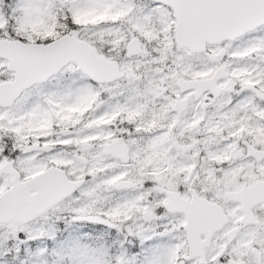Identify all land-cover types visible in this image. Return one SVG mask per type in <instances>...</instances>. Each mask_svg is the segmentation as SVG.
<instances>
[{"label": "snow or ice", "instance_id": "6c2138e0", "mask_svg": "<svg viewBox=\"0 0 264 264\" xmlns=\"http://www.w3.org/2000/svg\"><path fill=\"white\" fill-rule=\"evenodd\" d=\"M0 264H264V0H0Z\"/></svg>", "mask_w": 264, "mask_h": 264}]
</instances>
